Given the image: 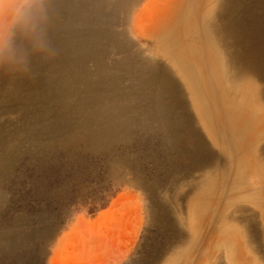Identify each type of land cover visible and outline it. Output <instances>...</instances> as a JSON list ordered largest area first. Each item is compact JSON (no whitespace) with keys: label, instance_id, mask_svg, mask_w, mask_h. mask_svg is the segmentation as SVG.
<instances>
[{"label":"rangeland","instance_id":"374dc122","mask_svg":"<svg viewBox=\"0 0 264 264\" xmlns=\"http://www.w3.org/2000/svg\"><path fill=\"white\" fill-rule=\"evenodd\" d=\"M93 1L46 6L58 54L41 66L63 65L61 98L39 107L25 82L3 91L15 76L0 73V154L20 147L0 168V264H264V139L233 136L225 150L207 128L192 95L201 82H185L171 61L189 0H97V13ZM166 68L175 95L162 83ZM237 90L228 108L255 120L228 129L262 126L264 79L246 77ZM52 107L66 120L48 117ZM224 174L235 181L221 184ZM208 225L211 234L231 228L243 250L204 245Z\"/></svg>","mask_w":264,"mask_h":264},{"label":"bare ground","instance_id":"6f19581e","mask_svg":"<svg viewBox=\"0 0 264 264\" xmlns=\"http://www.w3.org/2000/svg\"><path fill=\"white\" fill-rule=\"evenodd\" d=\"M130 2L131 3L129 5L131 6L132 1H130ZM247 2H249L250 4L248 5ZM60 4L58 6H60ZM97 4H99L97 2V0L92 2L91 6L93 9H91V12H95V13L100 12L98 7H97ZM129 5H128V7H129ZM50 6H51V4L47 5L48 8ZM125 6H126V4H124V7ZM96 7H97V9H96ZM58 9H59V7H58ZM115 9H117V8L115 7ZM120 9H121V7L118 6L117 11H119ZM129 9H130V7H129ZM71 14H72V12H71ZM184 14L185 15H183V16L187 18L186 23L180 29H176L175 36L178 38L179 41L176 43L175 42L173 43L174 46L177 45L180 47L179 54L173 55L171 57V61L173 64H175L178 67L180 74L182 76V79L185 82H188V83L201 82V85L203 86L202 92L193 91L192 95H193V98L195 99V102H196L195 105L196 106L207 108V114L204 115L205 116L204 120H207V125H208L207 128L215 136V139L217 142L223 143L225 150L231 149L233 147L234 137L246 135L249 133L253 134V137L255 139V140L253 139L252 141L257 142V143H261L262 140L264 139V122H263L262 126H258V127H253V126H252V128H250V127L249 128L238 127L235 130H230V128L228 129V126L229 127L234 126V124L239 125L241 120H255V119L251 118V116H250L252 112L244 115V114H241L239 110H236V111L230 110V108H228V105L230 104L229 98H231V92H233V94H234V96H232V98H233L232 100H234L236 98V96L241 94L240 93L241 90L240 91L237 90L241 80H243L244 78L249 77V76L250 77L251 76L261 77L264 79V1L263 0H232L231 2H226L225 0H189V6L184 11ZM108 15H110V14H108ZM68 18H70V17H68ZM68 18L65 22H70V20L68 21ZM82 22H83V20H82ZM56 23H58V22H56ZM70 23H72V20ZM88 33H90V31H88ZM115 33H117V32H115ZM51 34L55 37L53 26L51 27L50 32H49V41H50V44L52 45V44H54L55 41L51 38ZM110 34H109V36H111ZM72 35H73V33L70 34V36H72ZM115 36H117V35H115ZM185 36H187V37H185ZM87 37H90V36H87ZM81 38H83V37H81ZM161 38L162 37H160V39ZM184 38H187V39H184ZM114 41H109V42L111 43ZM63 48L67 49L68 45L67 46L65 45ZM95 48H96V46H95ZM97 48L100 49L99 47H97ZM116 48H118V47H116ZM116 48L114 46V49H116ZM102 50L100 51V53L102 52ZM100 53H98V54H100ZM105 53L107 54V52H105ZM100 56H103V54H100ZM113 59H115V58L113 57ZM33 63L35 66H37V70H36V73L31 78L15 77V79L10 81L7 85L6 80H8V74L7 75L3 74L4 75L3 81H6L2 85L3 91H10V90L16 88L19 83L25 82L28 89L33 87L31 94L36 96V99L38 98V101L36 102V104L39 107L42 105H45L46 103H49V102L54 103L57 99L62 97L59 94L60 93L59 91H61V90H58L56 87L57 82L55 80V75L56 74L57 75L63 74L64 77L66 76V72L64 71L63 65L57 64V66H58L57 67V66H55L56 65L55 64L54 66L52 65L49 68H42L39 59H34ZM195 65H196V67H198L197 72L194 71ZM56 69H58V70H56ZM152 69H154V68H152ZM126 72H128V70ZM161 72H162V83L164 84L165 87H167L166 90L168 89L171 94L175 95V92L173 90L174 83L172 82V77H171V74L169 72V69H167V68L163 69V70H161ZM125 79H127V78H125ZM103 81H105V80H103ZM108 82H107V84H108ZM101 83H102V81H101ZM127 83H128V81H127ZM212 83H215L216 87H214V85H212ZM104 84H106V83H104ZM121 84H123V83H121ZM60 86L61 85H59L58 87H60ZM97 87H99V86L97 85ZM119 87H121V86H119ZM119 87H118V89H119ZM108 88H110V87H108ZM34 89H36V90H34ZM125 89H126V87H125ZM37 90H39V91H37ZM94 90H95V88H94ZM122 90H124L123 87H122ZM175 90H176V88H175ZM119 91H120V89H119ZM0 92H1V88H0ZM118 93H120V92H118ZM38 94L42 96L41 100H40V97ZM154 94H155V92H154ZM150 95H151V93H150ZM63 97H64V95H63ZM140 97H142V96H140ZM259 97H260V99H264L263 94L262 95L258 94V98ZM29 98L31 101L34 100V98L31 96ZM130 98H131V96H130ZM90 101L92 102L93 100H90ZM114 107H115V105H114ZM114 107H112V108H114ZM254 110L256 111L255 108H251V111H254ZM99 111H102V110H99ZM218 111L222 112L221 113L222 116L218 120L223 125V128H219L217 126V123L215 122V120H217V119L213 118V113L218 112ZM108 113H110V112L108 111ZM47 115H48V117H50L52 119L56 118L59 120H66V118H63V116L58 113V110L56 111L55 107L50 108L47 112ZM69 120H71V118H69ZM260 120H264V116H261ZM181 122H183V121H181ZM126 125H127V123H126ZM92 126H93V122H92ZM51 130H52V128L50 129V132H51ZM111 130H113V129H111ZM114 130H116V129H114ZM93 132H94V130H93ZM95 139H96V137H95ZM250 142L248 141L247 143L249 144ZM11 146L12 145H10L8 148H10ZM19 148L20 147H17L16 149H14L13 153L9 156H5L4 154H0V168L3 165H6L8 163H12L14 161L15 157L13 155L17 154L20 151ZM241 159L244 160V158H241ZM241 159H239V162ZM216 162H217V159H216ZM243 177H244L243 173H241L239 175H236L235 179L238 181H241L244 179ZM235 179L231 178L230 175L224 174L221 176V184H226V182L227 183L233 182V181H235ZM216 187L219 188L220 186H216ZM258 194H260V192H258ZM217 197H218V195L215 196L214 198L218 199ZM219 205L223 206L224 209L226 208L225 203H220ZM215 221H216V222H214L215 224H220L222 221V218L216 217ZM251 226L252 225H250V227ZM211 228H212V226L208 225L207 227H203L201 230L203 232H206L207 230H209L208 232L210 233L212 231ZM12 231H10V232H12ZM17 231H18V229H17ZM231 231H232L231 228L224 227V228H222L221 232L213 233V234L210 233V236L208 237V239L204 245L212 246V249L214 250V252L219 251L222 246H225L229 251H231V249H234L235 247H237L235 249V250H237L238 247L240 248L241 246L236 245L235 243L232 242ZM23 233H24V231H23ZM24 234H26V233H24ZM8 238H10V237H8ZM8 238H6V239H8ZM20 239H22V238H20ZM2 240H4V239H2ZM5 241H7V240H5ZM16 244L18 245V242ZM18 247H19V245H18ZM3 249L4 248H2V250ZM241 250H243L242 247H241ZM5 253H4V255H5ZM1 255H3V254H1ZM241 259H242L241 257L236 256L235 260L237 263L236 262L235 263L241 264L240 263ZM230 261H232V260H230Z\"/></svg>","mask_w":264,"mask_h":264},{"label":"clouds","instance_id":"9594fccd","mask_svg":"<svg viewBox=\"0 0 264 264\" xmlns=\"http://www.w3.org/2000/svg\"><path fill=\"white\" fill-rule=\"evenodd\" d=\"M50 0H0V73L31 78L41 64L54 60L49 41Z\"/></svg>","mask_w":264,"mask_h":264}]
</instances>
